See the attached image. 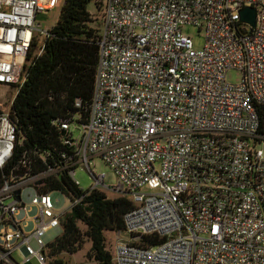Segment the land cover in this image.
I'll return each instance as SVG.
<instances>
[{"label": "built area", "instance_id": "1", "mask_svg": "<svg viewBox=\"0 0 264 264\" xmlns=\"http://www.w3.org/2000/svg\"><path fill=\"white\" fill-rule=\"evenodd\" d=\"M45 4L0 0V171L16 148L10 110L32 43L50 37L36 22ZM244 8L256 10L255 26L241 20ZM99 16L87 121L79 114L55 125L73 148L67 169L75 184L83 166L94 180L90 190L133 203L124 230L114 233L113 263L264 264V154L257 148L264 143V0H103ZM189 28L204 33L201 48ZM231 70L241 73L238 83L227 81ZM96 157L114 171L115 185L94 172ZM50 173L4 175L0 264H48L46 235L72 207L56 210L50 193L39 191ZM148 185L159 190L144 191ZM26 187L36 192L30 205L21 199ZM151 236L159 244L147 246Z\"/></svg>", "mask_w": 264, "mask_h": 264}, {"label": "trees", "instance_id": "2", "mask_svg": "<svg viewBox=\"0 0 264 264\" xmlns=\"http://www.w3.org/2000/svg\"><path fill=\"white\" fill-rule=\"evenodd\" d=\"M99 1L65 0L50 37L43 42L34 38L26 80L10 110L17 144L12 159L0 171V186L12 170L30 175L52 171L39 191L61 192L72 204L61 219L62 233L46 248L48 264H68L69 256L80 252L86 241L91 243L89 260L114 264L106 233L123 231L124 216L133 208L126 196L111 199L99 189L84 190L75 184L67 169L76 160L73 148L64 143L63 132L55 125L59 119L79 114L82 122L87 121L100 39V28L93 26L88 5L93 2L98 10ZM78 99L82 109L76 107ZM258 112L259 133L264 135V106ZM157 244L159 240L151 236L147 246Z\"/></svg>", "mask_w": 264, "mask_h": 264}, {"label": "rangeland", "instance_id": "3", "mask_svg": "<svg viewBox=\"0 0 264 264\" xmlns=\"http://www.w3.org/2000/svg\"><path fill=\"white\" fill-rule=\"evenodd\" d=\"M64 2L65 0H47V4L44 5L45 12L38 14L37 19H36V22L41 25L42 29L49 30L54 27V25L57 23L59 19L61 8ZM99 2H101V4L98 10L95 4L92 2L88 5V11L91 13V16L94 20L93 26L95 27L99 26L100 31H101L99 12L101 10L103 1L100 0ZM186 31L192 36L196 48H201L204 45V33L203 32L198 33V31L194 28H189ZM240 79H241V73L239 71L231 70L227 73V81L229 83H232V84L238 83ZM257 148L262 150L264 154V143H258ZM91 167L96 174H105L106 176L105 184L106 185L112 186L117 183V177L114 171L99 157H96L94 159V162L92 163ZM76 179L79 180L80 187L84 190L89 189L94 183L93 178L83 166H79L76 168ZM158 190L159 188H152L149 185L146 186L144 189V191L146 192H155ZM104 193L107 195L108 198H111V199L117 197V195H114V194H110L106 192ZM35 194L36 192L34 191V189L26 187L22 191L21 199L23 200L24 203L30 205L31 200L35 196ZM50 197L52 199L53 205L56 210H65L71 206L70 199L67 198L61 192H58V191L50 192ZM27 214L30 218H33L34 215L36 214V208L29 206ZM25 217H26L25 211H21L18 214L19 219H23ZM31 224H32V221L30 222V225H29L30 227H31ZM61 233H62L61 226L54 227L47 233L46 241L47 242L54 241L55 238L58 237ZM106 239L108 243L107 248L112 253L113 247H114V241H115V234L110 233V232L106 233ZM90 246H91V243L89 241H86L83 249L80 252L72 256H69L68 264H98L97 262L93 260H89L86 256L88 250L90 249ZM16 260L18 263H22L23 259L21 258V256L16 255ZM26 264H39V262L36 259H32Z\"/></svg>", "mask_w": 264, "mask_h": 264}, {"label": "water", "instance_id": "4", "mask_svg": "<svg viewBox=\"0 0 264 264\" xmlns=\"http://www.w3.org/2000/svg\"><path fill=\"white\" fill-rule=\"evenodd\" d=\"M241 20L243 22H247L251 24L252 26H255L256 24V10L253 8H244L241 10Z\"/></svg>", "mask_w": 264, "mask_h": 264}]
</instances>
